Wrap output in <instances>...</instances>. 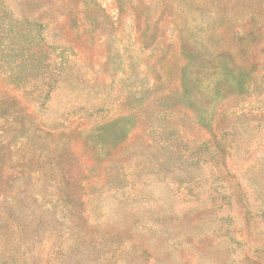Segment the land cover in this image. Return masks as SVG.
<instances>
[{"label":"rangeland","instance_id":"rangeland-1","mask_svg":"<svg viewBox=\"0 0 264 264\" xmlns=\"http://www.w3.org/2000/svg\"><path fill=\"white\" fill-rule=\"evenodd\" d=\"M0 264H264V0H0Z\"/></svg>","mask_w":264,"mask_h":264}]
</instances>
